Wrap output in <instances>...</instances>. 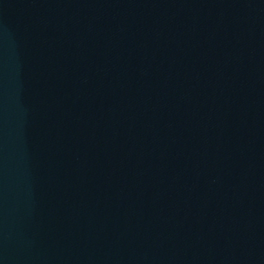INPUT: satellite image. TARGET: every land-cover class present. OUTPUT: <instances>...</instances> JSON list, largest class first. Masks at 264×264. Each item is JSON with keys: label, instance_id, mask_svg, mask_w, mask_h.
Segmentation results:
<instances>
[{"label": "water", "instance_id": "1", "mask_svg": "<svg viewBox=\"0 0 264 264\" xmlns=\"http://www.w3.org/2000/svg\"><path fill=\"white\" fill-rule=\"evenodd\" d=\"M0 264H264V0H0Z\"/></svg>", "mask_w": 264, "mask_h": 264}]
</instances>
